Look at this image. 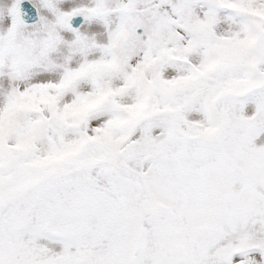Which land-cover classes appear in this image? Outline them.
<instances>
[{"label": "snow or ice", "instance_id": "6c2138e0", "mask_svg": "<svg viewBox=\"0 0 264 264\" xmlns=\"http://www.w3.org/2000/svg\"><path fill=\"white\" fill-rule=\"evenodd\" d=\"M0 264H264V0H0Z\"/></svg>", "mask_w": 264, "mask_h": 264}]
</instances>
